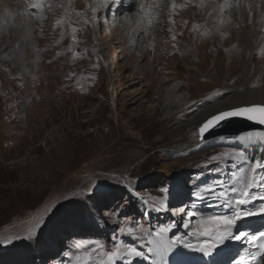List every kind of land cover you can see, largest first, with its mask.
Here are the masks:
<instances>
[{
	"label": "rangeland",
	"instance_id": "1",
	"mask_svg": "<svg viewBox=\"0 0 264 264\" xmlns=\"http://www.w3.org/2000/svg\"><path fill=\"white\" fill-rule=\"evenodd\" d=\"M43 1L23 7L38 22L28 46L15 45L12 26L0 24V264H74L86 240L142 252L150 237L172 251L170 259L183 256L197 221L217 216L221 193L251 172L253 157L237 142L201 139L206 119L189 125L239 86L170 107L189 98L194 61L177 44L185 29L174 42L153 28L158 41L148 36L132 48L112 16L115 2L88 17L87 38L67 16L53 22L48 9L39 18L35 12L55 4ZM161 1L162 12L169 2ZM139 2L127 5L131 13ZM118 264L148 263L142 256Z\"/></svg>",
	"mask_w": 264,
	"mask_h": 264
},
{
	"label": "bare ground",
	"instance_id": "2",
	"mask_svg": "<svg viewBox=\"0 0 264 264\" xmlns=\"http://www.w3.org/2000/svg\"><path fill=\"white\" fill-rule=\"evenodd\" d=\"M42 1L0 0V24L2 26L7 22L12 26L10 30L15 45L24 46L26 44L28 46L27 43L31 42L30 39L36 36L38 30L36 27L38 22L36 23L35 18L25 12L24 5L27 7L36 3L41 5ZM139 1V5H136L137 9L135 8L136 11L131 13L129 11L131 6L127 7L131 0H55V4L47 7L44 12H35V14L41 18L47 14L49 9L57 17L53 19V22L57 21L59 24L62 20L65 21L67 16L69 22L77 24L71 27L85 31L88 38V17L92 13L98 14L110 3L115 2L113 10L116 12H112V16L115 15V23L121 31V38L130 40L132 48L148 36L158 41L160 35H157L153 28L168 30L170 34L168 40L174 42L178 33L185 29L183 40L178 41L177 44L185 56L194 61L189 64L186 74L189 98L184 96L177 100L175 98L169 102L170 107L184 103L188 105L193 99L207 95L208 90L225 92L234 84V86H239V89L224 99L216 101L208 109H203L196 114L189 121L190 126H198L219 111L252 104H264V0H168L169 5L162 12L156 8L157 4L162 3L161 0H147L146 3L153 6L150 11L147 7L143 10L141 8L146 5L145 0ZM84 7L86 18L83 20L84 24L80 25L77 18ZM180 14L184 16L181 20L178 19ZM46 23L50 24V22ZM4 29L8 31L7 28ZM133 32L136 34L134 35ZM67 35L65 34L64 38L68 37ZM235 75H237L236 79L232 82ZM200 81L203 83L201 90L193 91L194 84ZM179 86L182 87V84L180 83ZM223 137L226 138H219L218 141L237 142L241 148L248 151L253 157L252 166L256 160L264 162V129H252L235 135V137ZM181 140L177 138L176 143L181 144ZM251 175L252 173L249 172L247 177ZM256 177L261 186L254 187L251 192L256 197H261L264 196V179H262L264 170H258ZM243 186L244 183L237 182L222 195L228 206L223 207L219 205L220 202L217 203V209L221 215L231 216L241 208L246 211H258L264 207V199L259 198L239 207L234 203H229L230 199L236 198L233 189L239 192ZM253 218L256 216L239 220L237 224V227L241 226L239 231L247 232L251 227H255ZM235 230L238 229L233 227L232 232ZM201 239L204 238L192 236L188 238V244L195 246ZM237 242L239 245L243 243L242 254L251 252L247 238ZM242 254L236 259L241 264H246L248 260L241 257ZM255 259L256 264H264V255ZM233 262L235 261L230 257H221L219 264H234Z\"/></svg>",
	"mask_w": 264,
	"mask_h": 264
},
{
	"label": "snow or ice",
	"instance_id": "3",
	"mask_svg": "<svg viewBox=\"0 0 264 264\" xmlns=\"http://www.w3.org/2000/svg\"><path fill=\"white\" fill-rule=\"evenodd\" d=\"M33 8L42 7L40 4H33ZM143 10V6H141ZM259 113L258 122L264 124V104H252L244 107H236L229 109L227 111H219L205 120V122L200 127L201 139L204 138V134L213 128L218 127L221 123L235 117H244L249 120L257 119L254 115ZM251 139V137H248ZM241 159L243 155L241 154ZM258 170H264V162L261 160L254 161V165L251 168L252 175L247 177L242 189L237 192L234 188L233 192L236 193V198L229 201V203H234L236 206H243L251 202L254 199H264V196L256 197L252 194L251 190L254 187H260L261 183L257 180L256 174ZM264 179V177H262ZM223 195V193H221ZM180 212H184L181 208ZM264 214V207H261L258 211H246L241 208L240 211H236L233 215H218V216H208L201 217L197 221V227L193 229V236L201 237L197 245L186 244V247L193 248L202 253L205 256H211L213 251L217 248L218 244H223L226 239H235L237 241L247 238L252 242H257L260 238H264V231L258 233H248L243 230L238 231L237 234L233 235L232 229L237 225V222L243 218ZM185 228L189 227L188 223H185ZM127 234L134 235L136 229L128 228L126 229ZM139 231L148 234V229L140 226ZM35 233H33L34 235ZM82 250V255L78 256L74 261V264H118V261H123L131 257H142L143 252L139 251L137 248L126 245L124 243H114L111 248L107 247L105 243L98 240H86L79 242L77 245ZM258 247L264 249V243L258 244ZM146 258V257H145ZM255 259V257H252ZM243 260V258H242ZM241 264V262H238Z\"/></svg>",
	"mask_w": 264,
	"mask_h": 264
},
{
	"label": "water",
	"instance_id": "4",
	"mask_svg": "<svg viewBox=\"0 0 264 264\" xmlns=\"http://www.w3.org/2000/svg\"><path fill=\"white\" fill-rule=\"evenodd\" d=\"M257 119L249 120L244 117H235L231 118L218 127L213 128L212 130L204 134V140H209L217 136H228V135H238L240 133L252 130V129H264V124L258 122L259 113L254 114Z\"/></svg>",
	"mask_w": 264,
	"mask_h": 264
}]
</instances>
